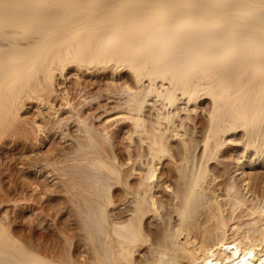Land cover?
Wrapping results in <instances>:
<instances>
[{
  "label": "bare ground",
  "instance_id": "bare-ground-1",
  "mask_svg": "<svg viewBox=\"0 0 264 264\" xmlns=\"http://www.w3.org/2000/svg\"><path fill=\"white\" fill-rule=\"evenodd\" d=\"M34 101L4 148L50 141L17 161L79 231L41 194L56 252L17 221L28 192L0 212V264H264V0H0V129ZM8 158L0 209L27 192Z\"/></svg>",
  "mask_w": 264,
  "mask_h": 264
},
{
  "label": "rangeland",
  "instance_id": "rangeland-1",
  "mask_svg": "<svg viewBox=\"0 0 264 264\" xmlns=\"http://www.w3.org/2000/svg\"><path fill=\"white\" fill-rule=\"evenodd\" d=\"M72 78H73V77H72ZM75 78H76V77H74V79H75ZM76 79H77V78H76ZM74 81H75V80H74ZM29 102H31V101H29ZM27 103H28V102H27ZM206 103H207V102H206ZM207 104H208V103H207ZM207 104H206V105H207ZM39 107L41 108V111H40ZM46 109H47V108H43V107H41L40 104H39V102H37V101H34L33 104H32V103H28L27 107H25V109H24L22 112H20V113L18 114L19 116H18V115H17V117L15 116V117H16V119L14 118L15 120H14L13 118L10 119V120H12V122H11L10 124L13 123L11 126H10V124H9V122H8V123H6V125L4 124L5 127L3 126V128L0 129V140H1V141H0V144L3 145V147L0 146V148H3V149H0V150H1V152H0V158H2L3 160H5L4 164H3V162H2V164H3L5 167L8 168V167L10 166V163H11V162H9L10 160H9V161L7 160L8 157L11 158V160H12V159H16V161H17V159H21V160H23V161H25V160L27 161L28 158H27L26 156L30 157V156H31L30 153H32L33 151H34L33 153H35L34 156L36 157V156H39V155H40L39 153H42L41 150H45V149L47 148V146L49 145L50 141H49L48 144H45V145H43V147H40V146L42 145V142H41V141H39V142L41 143V145H40V143L37 144V143H36V142H38V141H36L37 139L33 140V139H34L33 137H31V138L28 139L29 136L27 137L26 134H25V132H24L23 134H19V133H18V131H19V130H18V126H20V125H18V124H19V121L23 118V117L21 118L20 116H23V115H24V118H23L22 120H25V118L28 119L29 117H32V116H30V115L33 114L32 112H34V115H33V116L35 117V116L37 115V112H38V114H40V112L45 113L44 111H45ZM25 110H26V111H25ZM42 110H43V111H42ZM48 111H49V110H47L46 112H48ZM23 113H25V114H23ZM35 113H36V114H35ZM42 113H41V114H42ZM22 114H23V115H22ZM26 114L29 115V116H27ZM41 114H40V115H41ZM45 114H46V113H45ZM38 116H39V115H38ZM38 116H36V118H37ZM34 117H33V119H34ZM18 118H19V119H18ZM29 119H30V118H29ZM31 119H32V118H31ZM10 120H9V121H10ZM13 125H14V126H13ZM15 125H16V127H15ZM17 125H18V126H17ZM11 127H12V128H11ZM7 128H8V129H7ZM15 128L18 130V131H16L15 133H16V134L18 133V134H17L18 136H19V135H20L21 137L23 136V138H21V137L19 136V138H20V142H22V143L24 142L26 145H27V144L32 145V147L30 146V147H31V148H30L29 145H27L28 147H27V146H22V147H21V145H22V143H21V145H20L21 148H19V149H18L15 153H13V154H12V152H10V154H8V153H9V152H8L9 149H6V147L4 148V144H3V143H5V142H11V141L14 142L15 137H13V134H14ZM12 129H14V130H12ZM3 131H4V132H3ZM125 132H126V131H125ZM7 133H8V135H9V133H10L9 136H12V139H14V140H11L10 137H9L10 139L7 138V139H9V140H6L5 137H3V136H5V135L8 136ZM12 133H13V134H12ZM38 134H39V133H38ZM38 134H37V136H35V135H34V136H35V138L37 137L38 140H39V139H41V136H42V135H41V134L38 135ZM24 135H25L27 138H24ZM126 135H127V136H126ZM126 135H125V133H124V134L122 135L123 137L121 136L122 138H120V140H121V139H122V140H121V141L118 140V142L121 143V145H120V146H121V147H120L121 150L123 149V150L126 151V152H124L125 154H127V150L130 149L129 146L127 145V140H125V139L128 138V134H126ZM14 136H15V135H14ZM18 136H17L16 138H18ZM32 136H33V135H32ZM58 136H59V135L57 134V136L54 137V140H53V141H55L56 139L58 140V138H59ZM39 137H40V138H39ZM2 138H3V139H2ZM32 138H33V139H32ZM59 139H60V138H59ZM4 140H5V141H4ZM41 140H43V137H42ZM62 140H63V139L61 138V142H62V144H61L60 141L58 140V141H59V143H58L59 146L64 145V148L68 147V149H70V148L72 147V142L70 143V140H71V139H70V140L67 139L66 142H65L66 139H64V141H62ZM68 140H69V141H68ZM33 141H34L36 144H35ZM53 141H52V142H53ZM58 141H57V142H58ZM125 141H126V142H125ZM63 142H64V143H63ZM68 142H69V143H68ZM116 143H117V142H116ZM65 144H66V145H65ZM23 145H24V144H23ZM34 145H37V146H34ZM69 146H71V147H69ZM127 146H128V148H127ZM26 147H27L28 149H30V150L25 149ZM49 147H50V146H49ZM49 147L47 148V150L49 149ZM61 147H62V146H61ZM32 148H35V149H33V151H31ZM5 149H6L7 151H5ZM37 149H41L40 152H38ZM66 149H67V148H66ZM126 149H127V150H126ZM19 150H20V151L23 150L22 152L19 153L20 155L18 154ZM4 151L7 152V154L4 153ZM35 151H36V152H35ZM66 151H67V150H66ZM47 152H48V151H46V150L43 151L42 155H43V154H46ZM21 153H22V154H21ZM33 153H32V154H33ZM36 153H37V154H36ZM16 154H18V155H16ZM10 155H12V156H10ZM21 155H23L22 157H24V155H25V157H26L27 159H26L25 157H24L25 160H24L22 157L19 158L18 156H21ZM15 156H16V157H15ZM32 157H33V155H32ZM9 158H8V159H9ZM30 158H31V157H30ZM30 158H29V159H30ZM126 159H128V158L126 157V158L124 159V161H127ZM3 160H2V161H3ZM6 160H7V161H6ZM0 161H1V160H0ZM6 162H8L7 164H8L9 166L6 164ZM13 163H14V162H13ZM19 163H20V160H19ZM19 163H18V161H17V164H18V165L15 163V167L17 166L16 168H19V167H18V166H20ZM6 165H7V166H6ZM13 166H14V165H13ZM21 167H22V169H21V170H22V171H21L22 176H21V178H19V177L17 176V178H18V180H19L20 182H24V184H25L24 186L26 187V191H27V192L25 191L26 193L24 192L25 194L23 195V193H20V192L17 193V192H15V195H16V196L14 195V193H13L12 191H13L15 188L13 189V186H14V185H10V184H11L10 182L12 181V184H15V183L17 184V183H19V182H16V181H15L16 178H15V179H11V181L9 180L11 177L9 176L10 178H8V175H9V174H8V172H7V171H8L7 168H6L7 170H6V172H5L7 175L4 176V174H5V173H4L3 176H2L3 178L1 179V177H0V188H1L2 190H4V189H7L6 186H8V187H9V185L12 186V189H13V190H12L11 188H9V190H8V191L11 192V194H10L11 196H10L8 199L11 200V199L13 198V196H14L13 200L16 198V200H14V202H15V201L17 202L18 200L20 201V200H23V199L25 200V198H29V200H30V198H31V200L34 199V202H33V201H32V202L35 203V204H33L32 202H31V203H28V202H30L28 199H27L28 202H27V204H26V202L23 200V202H25V203H24V204H25L24 206H26V207H27V206H28V207H32V209L29 208L28 211H27V210H24V211H23L22 209H23V208L26 209V207H24V206L22 205V204H23L22 201H20V202H22V203H21V205L19 204V206H18V203H20L19 201L17 202L16 205H15V203H12V202H11V205H10V201L7 199V200L5 201V203H4V206H5L6 204H8V206H7V207H3V205H2L1 208H3V209H0V212H1L2 210H4V212H5L6 214L9 215L8 217H9V219H10V218H11V215L13 214V211L16 212V210H18L17 207H19V209L23 207L22 209H20V211L22 210V214L20 215V219L17 220V221H19V223H23V225H24V223H25V225H29V224L32 222V220H33V224H34V226H35V225H36V224H35L36 221H37V222H39V221L36 220V218L33 217V216H37V214L41 212V211L39 212V210L44 209L46 206H48V207H47V210H48V209L50 210L49 207H51V211L54 210V208H55V210H58V208H59V207L61 208V206H63V205L60 204V203H62V201L60 200L61 202H59V204H57V206H55L56 204H55L54 201H56V200H53V198L51 197L50 193L48 194L50 197L47 196V194H45L46 196H44V192H42L41 194L43 195L44 198H45V197H48V198L50 199V200H48V198H47V201H48V202H49V201L51 202V201L53 200V202H51V203L49 202V204H51V206L47 204L48 202L45 203L46 199H44V200H40V199H43V198H41V194H39V193H37L38 195L35 194L36 192H34V190L30 188V187H31V184H32L31 181H30V179H31V178H35V177H34L35 175L32 174V176H33V175H34V176H33V177H32V176L29 177V175H28L29 172H28V171H30V170H28V169L26 170V168L23 167V166H20V168H21ZM20 168H19V169H20ZM28 168H29V167H28ZM25 170H26L28 173H27ZM24 171H25V174H26V175L23 173ZM51 175H52V174H50V176H51ZM53 175H54V174H53ZM24 176H25V177H24ZM26 176H27V177H26ZM50 176H48V177H50ZM37 177H38V176H37ZM37 177H36V178H37ZM54 177H55V176H54ZM54 177H53V178H54ZM36 178H35L34 180H33V179H31V180H33L35 183H37L35 180H37V181H42V180H43V176H39L37 179H36ZM39 178H41L42 180H41V179L38 180ZM53 178H50V179L48 178V179H49V181H48L47 176H46V178H45V176H44V180H45V179L47 180V182H48V186H49V187L51 186L50 188H51V189L53 188V190H54V187H52V185L55 186V187H57V186L60 184V183L58 184V181H60V180L57 181V180H54ZM7 179H8V180H7ZM22 179H23V180H22ZM26 179H27V180H26ZM3 180H5V181H3ZM13 180L15 181V183L13 182ZM24 180L27 181V184L25 183ZM46 180H45V181H46ZM51 180H52V181H51ZM2 181H3V182H2ZM33 181H32V182H33ZM50 181H51L53 184H51ZM53 181H54V182L57 181V182H55V183H57L58 185L56 184V185H57V186H56L55 183H54ZM1 182H2V183H1ZM28 182L30 183V187L28 186ZM34 182H33V183H34ZM47 182H46V183H47ZM9 183H10V184H9ZM35 183H34V184H35ZM39 183H40V182H39ZM49 183H50V185H49ZM2 184H3L4 186L6 185V186H5L6 188L3 189L2 187H4V186H3ZM42 184H43V182H41V187H43ZM1 186H2V187H1ZM18 186H19V185H18ZM48 186L46 185V187H47L48 189L45 187L47 190L50 189ZM14 187H15V186H14ZM33 187H37V188L39 187V189H40V185H39L38 183L35 184L34 186H32V188H33ZM29 188H30V190H32V191H29ZM1 189H0V190H1ZM27 189H28V190H27ZM51 189H50V190H51ZM55 189L58 190V188H55ZM53 190H51V191H53ZM18 191H19V190H18ZM54 191H55V190H54ZM59 191H60V189H59ZM28 192L31 194V195L29 194L30 196L28 195ZM38 192H39V191H38ZM19 194H21V195H23V196H21V198H19V197H20ZM26 194L28 195V197L22 198V197H24ZM12 195H13V196H12ZM17 195H18V196H17ZM32 195H33V197H32ZM66 195H67V194H64V196H66ZM39 196H40V197H39ZM62 196H63V194H62ZM64 196H63V199H65ZM11 197H12V198H11ZM36 197H37V198H36ZM35 198H36V199H35ZM38 198H39V200H38ZM66 198H68V197H66ZM68 199H70V198H68ZM13 200H11V201H13ZM35 200H38L39 202H38V201L35 202ZM8 201H9V202H8ZM40 201H41V202H40ZM42 201H44V203L46 204L45 207H44L45 204H44ZM65 201H68V200L65 199ZM37 202H38L39 204H37ZM56 202H57V201H56ZM63 202H64V201H63ZM52 203L55 204V205L53 204V205H54L53 209H52ZM57 203H58V202H57ZM12 204H14V205H12ZM30 204H31V205L33 204V205L31 206ZM67 204H68V203H67ZM67 204H64V208L62 207L63 210H61L62 208H61V209L59 208V210H60L61 212H58L59 210H58V211H55V210L52 211L53 213H54V212H57L58 214L55 213L54 215H58V217H60V218H58V219L56 220L55 218H57V217L53 215V218H52V219H53V220H56V221H54V222H57V221H58L57 225H58V226H61L62 228H63V226H64L65 224H66V225L64 226V228L69 227V225H70V222H69V221L72 222V220L74 219V221L71 223L70 227H71L72 224H73V227H72V228H74L75 231H77V230H76L77 227H76V225L74 224V222L77 223V216H76V213L74 212V210L71 209V206H67ZM69 204H70V203H69ZM58 205H59V206H58ZM70 205H71V204H70ZM13 206L16 207V210H14ZM20 206H21V207H20ZM35 206H36V207H35ZM42 206H43L44 208H43ZM8 207H9V208H8ZM28 207H27V208H28ZM39 207H40V208H39ZM41 207H42V208H41ZM56 207H57V209H56ZM66 207H67V208H66ZM34 208H35V209H34ZM68 208H69L70 210H72V211L70 212V210H68ZM12 209H13V210H12ZM5 210H6V211H5ZM7 210H8V211H7ZM47 210H46V211H47ZM49 210H48L47 213H45V214H48V213H49ZM64 210H65L66 212H64ZM18 211H19V210H18ZM25 211H27V212H25ZM4 212L2 211L1 216H3V215L5 214ZM8 212H9V213L11 212V214H9ZM34 212H36L37 214L34 213ZM52 212H50V213H52ZM62 212H63V213H62ZM67 212H70L69 214H70L71 216H70V215H67V214H68ZM32 213H33V214H32ZM50 213H49V215H52V214H53V213H52V214H50ZM60 213L63 214V215H61ZM64 213H65V214H64ZM73 213H75V214H73ZM59 214H60L61 216H60ZM14 215H15V214H13L12 216H14ZM64 215L67 216V217L65 218ZM72 215H75V216L72 217ZM4 216H5V215H4ZM68 216H69L70 218H72V219H70V218L68 219ZM21 217L23 218V220H22ZM32 217H33V218H32ZM54 217H55V218H54ZM62 217H63V219H62ZM75 217H76V218H75ZM13 218H14V217H13ZM34 218H35V219H34ZM50 218H51V217H50ZM50 218H49V219H50ZM64 218L68 221L69 224H68L67 222L65 223V219H64ZM9 219H7V220L5 219L4 222L8 221ZM11 219H12V218H11ZM30 219H31V220H30ZM46 219H47V217H46ZM52 219H51V220H48V219H47L46 221H44V222H46V223H44V224H45L44 226H43V223L40 225L39 223H41V222H39L38 225H40V226L37 225L38 227H37V226H35V227H37L36 230L39 232V234H40V233H43V232L45 231V234L53 235V236H51V237L48 235V237H47L46 239H47V241H48V240H50V238H51V240L48 241V242H52V245H51V243H50V246H52V248L54 247L53 249L56 251L55 246H53L54 244L56 245V248L59 247V249L61 248L60 246H64V245H62L61 242H57L58 239L55 238V237H58L59 234H61V233H60V231H61V227L56 226ZM60 219H61L62 221H61ZM29 220L31 221L30 223L28 222ZM34 220H35V221H34ZM43 220H45V219H43ZM22 221H23V222H22ZM8 222H9V221H8ZM61 222H63V224H62V225H59V224H61ZM6 223H7V222H6ZM17 223H18V222H17ZM26 223H27V224H26ZM31 224H32V223H31ZM67 224H68V226H67ZM42 226H43V227H42ZM46 226H47V228H46ZM74 226H75L76 228H75ZM39 227H40V228H39ZM44 227H45V228H44ZM55 227H56V229H58V228H59V229H58V230H54ZM57 227H58V228H57ZM41 228H43V229H41ZM64 228H63V229H64ZM38 229H39V230H38ZM40 230H41L42 232H41ZM47 231H48V232H47ZM54 231H57L59 234L57 235V234H56L57 232L54 233ZM73 231H74V230H73ZM75 231H74V232H75ZM78 231H79V230H78ZM78 231H77V233H78ZM38 232H37V233H38ZM50 232H51V234H50ZM52 232H53L54 234H56V235L52 234ZM68 232L71 233L70 236L72 237V239L74 238V239L77 241V239H76L77 236H74V235H73L74 233H73L72 231H68ZM70 233H68V234H70ZM68 234H66L67 239L72 240L71 237L69 238V237L67 236ZM80 234H81V233H80ZM37 235H38V234H37ZM72 235H73V236H72ZM49 237H50V238H49ZM48 238H49V239H48ZM54 238H55V239H54ZM58 238H59V237H58ZM77 238L81 239L80 237H77ZM82 238H83V237H82ZM53 239H54V240H53ZM56 239H57V240H56ZM79 239H78V240H79ZM55 240H56V241H55ZM59 240H60V238H59ZM59 240H58V241H59ZM62 240L64 241V239H62ZM70 240H69V241H70ZM75 240H73V242L71 241V242H69V243H71V245H72V244L75 245V244H77V242H78V241L76 242ZM53 241H55L56 243H60V245H59V244H56L55 242H54V244H53ZM74 241H75V242H74ZM79 241L81 242V240H79ZM82 242H83V241H82ZM82 242H81V243H82ZM62 243L64 244V242H62ZM65 243H66V241H65ZM74 243H75V244H74ZM81 243H80V244H81ZM48 244H49V243H48ZM78 244H79V243H78ZM57 245H59V246L57 247ZM73 245H72V247H71L70 245H68V247H69V246H70V247H69V248H66V251H65V247H64V249H61V253L63 252V250H64V253H63V254H65V253L67 254V252L70 253V251H72ZM81 245H82V244H81ZM66 246H67V245H66ZM62 248H63V247H62ZM81 248H82V249H81ZM81 248H80V250L83 251L84 247L81 246ZM70 249H71V250H70ZM67 250H70V251H67ZM58 251H59V250H57L56 252H58ZM75 251H76V249H75ZM75 251H72L71 254L73 253V255H76V254H74ZM81 251H80V252L78 251L77 254L81 253ZM59 253H60V252H59ZM78 256H79L78 258L80 259V255H78ZM80 260H81V259H80Z\"/></svg>",
  "mask_w": 264,
  "mask_h": 264
}]
</instances>
